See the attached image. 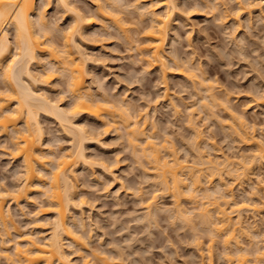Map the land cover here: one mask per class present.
I'll list each match as a JSON object with an SVG mask.
<instances>
[{
  "label": "rangeland",
  "instance_id": "rangeland-1",
  "mask_svg": "<svg viewBox=\"0 0 264 264\" xmlns=\"http://www.w3.org/2000/svg\"><path fill=\"white\" fill-rule=\"evenodd\" d=\"M48 1L36 0L35 11L44 10L45 20L50 30H47L49 33L46 37L49 41L55 42L53 46L59 49L63 45L61 38L64 35L62 33L67 32V29L70 30L69 24L72 20L70 13L68 15L62 7L57 6L56 0ZM101 1L98 2L101 5L105 3L103 5L105 9H108V6L116 12L120 9L117 14L121 16L122 24L128 27L127 34H122L123 31L118 32L109 20L106 18L103 20L98 15L102 22L104 21V25L101 23V19L96 15V1H70L85 16L89 15L88 17L92 18L91 25L86 29L87 31L85 30V34L74 37H77L76 41L84 37L82 49L89 57V60L84 63L85 84L89 87L93 100H107V104L115 107L123 104L119 108L120 111L132 113L135 116L134 119H138L140 124L146 121V125L142 124L140 127L144 126L145 134L152 136V142L160 148L158 149L160 155L167 160L172 158L168 156V151L172 150V155L187 165L192 163L199 165L197 157L199 152L204 153L200 155L204 160L210 158L215 162L231 156L229 158L235 157V161H240L248 159L249 156L252 157L253 152L256 153L257 143L262 142L264 147V6L260 3L262 0H215L216 2L214 0H178L177 3L181 10H176L173 16L169 37L164 48L166 62L172 70V72L169 69L166 70V77L162 75L158 66L147 65L146 67L144 60L142 61L138 56L140 49L136 47L140 44L145 45L144 26L150 22L148 18L151 11H155L158 15L161 12L163 14L165 9L162 4L159 1L155 3L156 0L153 2L154 6L150 5L152 2L141 0H112V2L110 0V5L105 0V2ZM206 3L210 4L209 7L205 5ZM215 3L218 8L214 7ZM112 4L115 7L117 5V8L115 9ZM142 11L146 13V16ZM138 12L143 16L141 14L138 16ZM223 13L227 14V18L226 15L224 18L220 17ZM124 35L127 37L125 38ZM10 39L13 43V53L15 51L13 34H10ZM173 56L172 59L176 58V66L180 65L179 69L178 67L175 69V64L171 62ZM45 61L42 60L43 63H46ZM42 62L40 63L42 67L38 65L33 68L35 73L37 70L43 72L44 68H49V64L46 63V66ZM180 69L187 71L186 76L192 74L194 78L190 80L184 76L183 71L180 73ZM59 72L61 71L53 72L48 86L39 84L38 87L43 86L42 90L49 94L47 96L51 100L54 101L57 98L58 104L68 108L73 99L66 90L67 83L64 73ZM202 79L205 80L204 86L211 84L210 90L212 89L213 95L216 96V102L211 103L206 97L204 99L206 92L204 93L203 88L205 87L202 86V88L197 83ZM1 81L0 77V93H3L5 85ZM201 100L202 103H207L209 109L203 106L204 110L202 108L200 110ZM116 109L113 110L118 111ZM113 110L109 113H114V117L107 118L104 114L105 116H102L104 119H99V121L90 115L86 117V114H80L81 116L76 118V122L87 128L85 129L90 137L100 140L85 145L86 154L91 157L92 163L75 167L76 202L70 215L74 221H77L71 225V228L77 234L76 236L81 237L83 245L73 243L70 245L69 241H65L64 251L70 260L69 264H105V260L109 264H211V262L212 264H227L225 258H222L225 251L222 249L224 245H221V239L217 237L220 233L216 232V234L210 225L206 223L205 225L196 210L197 205L200 206V210L203 201L207 205L206 201L213 202L215 197L222 192V189L218 188L217 176L214 175L215 179L212 178V182L206 177L208 181L202 178L204 184H201V187L207 191V195L206 191L202 192L201 189V192L195 193L196 199L194 200H190L191 197L187 198L189 192H186L187 189L184 188H182L181 196L179 195L180 198L173 197L172 189L169 193L164 192L158 178L154 179L156 175L153 172L150 157L145 158L144 156L141 159L142 145H130L126 141L124 126L120 124L121 121L119 122L122 114L119 116L121 113L119 111L120 113L118 112L116 116ZM109 113L106 114L109 116ZM42 115L39 117L42 129H44L41 149L46 154V159L51 158L53 161L58 158V155L60 157L62 152L70 151L73 141H70L72 139L70 134H67L68 132H65L63 128L61 129L55 119ZM239 119L245 121L243 123L246 127L243 125V129H246L248 136L254 137L251 136L253 140L246 142L244 135L240 134L239 128H236L241 122ZM113 121L115 123H112ZM20 124L22 123L18 124V128H22ZM230 125L235 128V132ZM10 135H12L11 131L7 133L0 131V191L4 192L11 191V188L21 181V160L9 155L12 151ZM197 135L198 137L195 138L194 136ZM163 146L165 148L168 146V149ZM49 151H52L54 156L49 155ZM263 164L264 161H257L251 172L249 170L248 175L241 176L244 179L240 180L241 177H236L234 174L233 176L232 172L229 173L226 168L220 167L226 171L224 173L232 175L223 174L224 178L220 187H223L226 182V188L232 190L236 205L245 207L241 212L243 229H239L240 235L237 238L240 249L238 250L247 259H244L247 264H261V262L264 264V260H258L259 263H257L256 258L257 254L264 252ZM50 166L46 164V171L41 172L43 182L48 179ZM199 167L202 168L201 165ZM36 182L35 184H38ZM212 188L219 195L213 193ZM35 189L27 199L18 204L9 202L7 199L5 206L9 205V208H6L9 209L11 219L20 236L40 241L41 238L47 236V231L51 227L52 213L47 207L45 196ZM202 194L208 197H203ZM149 201L155 203L152 211H155L154 216L152 217V213L151 216L148 215L150 219L145 216L147 213L145 204ZM218 201L217 197L215 202L217 204L221 202V200ZM176 205L178 207L180 205V209L182 207L184 210L181 212L182 216L188 217L186 220L176 214L180 213L177 212ZM212 211L210 212L214 213ZM214 214L212 216H215ZM233 216L232 223L235 220ZM2 232L0 230V241L3 243L1 245L0 242V264H16L12 261L14 260L13 247L17 242L20 247H23L24 238L12 228L9 229V238ZM21 243L23 246L20 245ZM208 248H212V251H208ZM230 248L235 247L231 245ZM232 249L230 252L235 250ZM208 252L212 255H208ZM233 260L231 261L235 264V259Z\"/></svg>",
  "mask_w": 264,
  "mask_h": 264
},
{
  "label": "bare ground",
  "instance_id": "bare-ground-1",
  "mask_svg": "<svg viewBox=\"0 0 264 264\" xmlns=\"http://www.w3.org/2000/svg\"><path fill=\"white\" fill-rule=\"evenodd\" d=\"M56 1H57L56 2L57 6L62 7L64 9L63 11H65L67 14L70 13V16H71L70 18L72 20L70 22L71 24H69L70 30L67 29V32L62 33L64 37L63 36L62 38L60 37L63 40V45L61 44L63 47L61 46V48L59 49L55 47V45L53 46V43L55 44V42L49 41L46 37V34L49 33V32L47 33V30L49 29L48 24H47L48 22H46L45 20L46 16L43 13L44 10L43 11L38 10V12L35 11L36 0H0V77L2 80L1 82H3V84L5 85V86L3 85L5 91L2 90L4 94L0 93L1 94L0 95V131L1 133L2 132L7 133L8 131L12 132V135H10L11 136L10 143L12 144V151L9 152V155H13L11 157H17L18 159H20L21 168H22L20 171L21 176L19 175L21 177V178L19 177L21 180L19 181L20 183L12 187L11 191H9L8 189L9 192H6V191L4 192L3 190H2L3 192L0 191V230H2L3 231L2 233L7 235L8 237L9 229L12 228L20 236V233H18V230L11 219V215L8 209L9 205L5 206V204H6V201H8L7 199H9V202L12 201L13 203H16V204L20 203L22 200L27 199L28 195L36 187L37 188L35 190L41 192V194L45 196V199L47 200V204H48L47 207L48 209L51 210V213H52V221L50 223L51 227L49 228V231H47V234H46L47 236L41 238L40 241L32 239V238H28V237L24 238L20 236L24 238L23 240L25 242H24V246L22 245V243L20 244L23 247L19 246V242H17V244H15V247H13L14 250H13L12 255L14 256V260L12 259L11 260L15 261L16 264H69L70 260L68 258V255H66V252L64 251L65 241L66 242L69 241L70 245L72 243L77 244V245L79 244L80 246L83 245L82 244L83 241L81 237L76 236L77 234H75L73 231V228H71L72 227L71 225L72 224L74 225L75 222L77 221V220L74 221V219L71 218L72 215H70L71 209L73 207L75 208V202H76L75 192L77 191V184H76L77 182L75 181L76 178L74 179V177L76 176V175L74 176V171H75V167H77L76 165L85 166V165H89L92 163V160L90 159L91 157H89V155L86 154L85 145L89 143L99 142L100 139L94 140L92 137H90L87 134V131H86L87 128L81 125V123L76 122V118H78V116H81L82 114H86V117L87 115H90L93 117V119L95 118L98 121L99 119L103 120L104 117L102 116H105V115H107V118L110 116L114 117L115 116L114 113L111 114L112 110L118 107V106L115 107L114 105L110 106L111 104L110 105L107 104L108 103L107 100L106 101L105 100L98 101L100 99H98L97 101L93 100L92 94L90 93L88 89L89 87H87L85 84V74H86L85 72L86 71L84 69V66H85L84 63L89 60V57L82 49L84 37L83 36L80 37L79 40L77 41H76V38L78 36H81L82 34H85L84 33L85 30L91 25L92 18L90 19L88 17L89 15L85 16L83 12L79 11V9L75 6V4L73 5L70 2L71 0L70 1L69 0H56ZM91 1H96L95 8H96L97 16L98 15L101 16L102 19L106 18V20H109V22L112 23L113 25L112 27H115V29L118 30V32L126 31L125 33L123 32L121 33L127 34L129 29H127L128 27L126 28V26L122 24L123 23L121 22L122 18H120L121 16L117 14L120 11V9L117 12L116 10L112 9V7L111 9H109L110 6H108V9H105V7L103 6L105 5V3L104 4L102 3L101 5V3L99 4L98 2L99 0L98 1L91 0ZM105 1L109 2V5H110V0H105ZM141 1H148L149 3L152 2L150 5L152 6L153 4L154 6V3H153L154 0H141ZM158 1L162 4V7H164L165 10L163 11V14H161L162 13L161 12L159 13L160 15H158L155 13V11L152 12L150 9L151 11L150 17L148 18L150 22L147 26L146 25L144 26L145 31L143 32V35H145L146 37V40H145L146 43L143 46H141L142 44H140L141 47L138 45L136 47L140 49L138 56L139 58H141L142 61L144 60V62L146 63V67H148L147 65H149L150 67L152 65L158 66V68L161 70L159 71L162 72V75L165 76L166 70L169 69L168 67L169 64H167L168 62H166L167 57H166V53H165L166 51L164 48H165V45L167 44V40L169 37V33L171 29L170 27L172 25L171 21L174 18L173 16H175L174 15L175 12L181 9H179L180 6L177 3L178 0H156L155 3L156 2L158 3ZM100 2L102 1L100 0ZM207 3L205 5H207ZM260 3L264 6V0H262V2ZM45 4L47 5L46 2ZM45 4H43V6ZM212 6H214V4ZM246 6H248V4H246ZM260 6L261 5H259V7ZM214 7L218 8L217 3H215ZM116 8H117V5L115 9ZM143 8L144 7L142 6V9ZM216 8L214 9L216 10ZM147 10L149 11L148 8ZM259 10L261 9L259 8ZM145 12H146V9H145ZM142 13L144 14L143 11ZM142 13L138 12V16H140L139 14L142 15ZM224 15H226V18H227V14H224V13L220 17L223 16L224 18L225 17ZM236 15H237V11H236ZM100 19H97V20H100ZM102 19L100 21L103 24L104 21L102 22ZM10 34H13V42H14V47H15L14 48L15 51L13 53H12L13 43L10 39ZM76 35L77 37L75 38L74 36ZM125 36L127 37V35H124V37ZM172 58H174V56L171 57V62L173 61V63L176 66L177 65L175 61L176 58L175 59H172ZM42 60L44 61L46 60L45 62L49 64V68L48 67L47 69L44 68L43 72H41L42 70H40V72H38L37 70V73H35L33 68L38 67V65L41 66L40 63L42 62ZM46 63L42 62V64H46ZM41 67L40 69H42ZM55 67L56 69H54ZM177 67L178 66H176L175 69H177ZM179 68H180V65L178 69ZM58 70L64 73V76L66 78V83H67L66 90L69 91L73 99L72 103L71 104L69 103L70 105L68 108L67 107L64 108L60 104H58L57 98L54 101L51 100V98L47 96L49 94H46L47 92L45 93L44 90H42L43 88L41 87L43 86L38 87L39 84H43V85L47 84L48 86V81L51 79V77L56 71L58 72ZM169 70L172 72L171 69ZM182 71L183 70H181L180 73H182ZM186 72L183 73L184 76H186L185 75ZM187 74H191V73H187ZM186 77L190 78L191 80L192 78H194V75L191 74ZM203 79L199 81L197 80L198 81L197 83L199 84L198 86L201 85L200 87L202 86L205 87V88L202 87L204 93L206 92L205 94L203 93L204 99L207 98L209 101H211V103L216 102L215 101L217 100L215 99L216 96L213 95L212 89L210 90V88H212L211 84H208V85L205 84L206 86H204L205 80L203 81ZM201 103H202V100L199 103L200 105H202L201 107L199 105L200 110L202 109L204 110V108L206 107L208 108L206 102H203L204 104L203 103L201 104ZM108 105H109V108L110 107L113 108V109L110 108L111 111L108 108ZM122 105L123 104H121V106ZM121 106L119 105V107L116 109L118 111L113 110V112L116 113V116H117V113L120 111L119 108ZM122 109H124V107H122ZM120 112H119L120 113L119 116L121 114L122 115H121V118H119V122L121 121L120 124H123L124 126V129L127 135L126 141H128L130 145H136V146L142 145L141 149L139 148L143 155V156L141 155L142 156L141 159L144 156L145 158L150 157L153 163L152 169L156 175L154 179L158 178V182L161 185L162 190L164 192L166 191L169 193V190L172 189L173 197L175 196V197L180 198L182 188H184V189H187L186 192H189L187 193L188 194L187 198L191 197L190 200H194L196 199L195 193L199 192L203 188L201 187V184H204L202 178L204 177V180L208 179L209 181L212 182L211 179L212 178L215 179L214 175L215 177L217 176L216 179H217V183L219 184V187L218 186L216 187L222 189L221 190L222 192L219 193L220 194L219 195L218 192H215L214 191L215 189L212 188L214 191L213 193H216L219 195L215 197V194H213V197H215V199L218 197V200L219 201L221 200V202L217 204L215 202V199L212 197L214 199L213 202L211 201L209 203L208 201H206L207 202V205H206L204 204V201H203V203L201 204L202 206L201 209L199 210L200 206L197 205L196 210H198V216L200 214L199 217L202 218L200 220H202L204 224L206 223L207 225H210V227H212V229L215 230V233L216 232L220 233L217 237L221 239V245L222 246L224 245L222 249H225V251L224 252L222 251L224 253L222 254V258H225V260L227 261V264L229 263L232 264L231 262L234 261L233 259H235V264H245L246 263V261H244L245 258L244 256L241 255L242 253H240L239 251L240 249L238 246L239 245L238 235H240L239 229H243V227H241V223H242L241 212L245 207L243 208V205L242 206H237L238 204L236 205V202L233 200V194L231 193L232 190L230 191L228 187H227L228 189L226 188L227 186L226 182L224 183L225 184L224 186L226 189L223 188L224 186L223 187H220V186H222V180L224 178L222 177V175L227 174L224 172L226 171L229 173L232 172L231 174L232 175L234 174L236 177H241V176L246 177L249 173V170L251 172L252 167L255 166L257 161H264V147L261 144L262 142L256 144V150H255L256 153L254 154L253 152L252 153L253 155H251L252 157L249 156L250 158L247 157L248 159L246 160L242 159L240 161H235L236 160L234 159L235 157L229 158L231 156L224 157L221 159V161L217 160L218 162L217 161L214 162L213 160H210V158L204 160L200 156L201 154H204V153L200 154V152L198 153L197 151V153L199 154L197 157L200 159V160L198 159V164L201 165L202 168H200L199 165H195L192 163L194 168L196 166L199 167V168L196 167L194 169L191 166L192 164L187 165L185 162H181L182 160L180 161L177 160V158L174 157L175 155H172L173 153L171 149H170L171 151L167 150L169 152V154L167 152L168 156H172L170 160H167L164 156L162 157L159 152L160 150L158 151V149L160 148H158V146L155 145L154 142H152L153 139L151 140L152 136H150L149 134L147 135L145 134L144 126L143 128H141L142 124L146 125L145 124L146 121L145 122L142 121V124H140L138 119L136 118L134 119L135 116H133L132 113H130L131 114L130 115L129 113H126V111H124L125 112L124 113L123 110H121ZM106 113H109L110 115L108 116V114ZM41 114H43L42 116L46 115L48 117H51L52 119H55L56 122L61 127V129L63 128L65 132H68L67 134H70L72 138L70 141H73L72 142L73 144H71L73 145V147L70 146L72 150L70 149V151L68 150L65 153L62 152L60 157L58 155V158L54 159L55 161L54 160L52 161L51 158H49L50 160L46 159V154H44L43 150L41 149V146L43 143V137H44L43 136L44 129H42V125L39 120V117ZM129 120L130 121L132 120V121L130 122ZM243 122L245 121L239 122V124H237L238 127L236 128L237 129L239 128L240 134L244 135L243 137H245L246 142H249V140L250 141L253 140L254 137L251 135L253 137L251 138V136H248L246 134V129H243V125H244ZM19 123H22L20 124L22 125L21 126L22 128H18ZM112 123H115V122L113 121ZM231 127L233 131L235 132V128L233 126ZM197 134L199 133L197 132ZM194 137L196 138L198 137V135ZM241 141H243V139ZM140 142L141 144L138 145L137 143H140ZM163 147L165 148V146ZM164 148H163V151H164ZM140 150H137V151H140ZM201 151L203 150L201 149ZM49 155H53L52 151H49ZM194 163L196 162L194 161ZM46 164H50L51 166L49 168L50 171L48 172L49 175H47L48 181L46 180L47 182L46 181L43 182L41 172L46 171V167H45ZM100 166L102 168L101 162H100ZM220 167L221 168L224 167V169L226 168L227 170L226 171L222 170L223 168L220 169ZM103 169H105L104 166H103ZM147 169H145V171H147ZM203 170H205L207 173ZM106 171H107V167H106ZM231 174H227V175L232 176ZM205 177L207 179H205ZM236 177L234 178L236 179ZM242 178L243 177L239 178V180ZM36 181L38 182V184H35ZM35 185H38V186L35 187ZM39 186L44 189L41 188L40 190ZM218 188H216V190ZM171 191H170V194H171ZM201 191L203 192L206 190L202 189ZM186 192L184 190V193ZM205 194L207 195V191L205 192ZM205 194L204 195L202 194L203 197L206 196ZM154 204H155L154 201H149L147 204H145L146 205L145 211H147L145 216L147 217L148 215L151 216V213H152V217L154 216L153 213L155 211L152 212L154 210L153 209ZM208 205H211L212 207L211 206L208 207ZM228 205H230L229 206L230 209L226 208V206L228 207ZM231 205H234V206L231 207ZM179 207L177 206L178 210L177 209L176 210L177 212L179 211L180 213H176V214H178V216L179 215L182 216L183 213L181 212L184 210H182V207L181 209ZM212 210L214 211L215 214L210 212ZM192 213H193V210H192ZM213 214L215 216H212ZM232 216L235 219L233 220V223L231 222ZM184 218L186 220V218L188 217H184ZM213 218L216 220V222ZM148 219L150 218L148 217ZM188 223L190 222L188 221ZM78 224L80 223H77V225ZM80 225L82 226V224ZM236 231L238 234L236 233ZM241 233L243 234L242 231ZM1 245H3V243ZM231 245L235 247L234 248L235 250L230 248ZM210 246H212V244ZM208 249H207L208 251L211 250L210 248ZM226 249H228L229 251ZM231 249L234 251L230 252ZM231 254H233L232 256L234 258H232ZM208 255H212V254H209L208 252ZM6 258L8 257L6 256ZM256 258H257V261L264 260V252L257 254ZM9 259H10V256H9ZM105 261L107 262V260ZM259 261L257 263H259ZM106 262L105 264L108 263Z\"/></svg>",
  "mask_w": 264,
  "mask_h": 264
}]
</instances>
